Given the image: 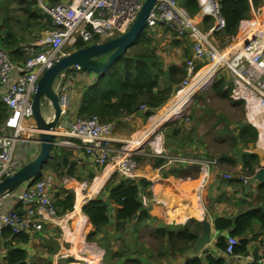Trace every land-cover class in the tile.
<instances>
[{
	"label": "built area",
	"instance_id": "2783aa9c",
	"mask_svg": "<svg viewBox=\"0 0 264 264\" xmlns=\"http://www.w3.org/2000/svg\"><path fill=\"white\" fill-rule=\"evenodd\" d=\"M38 2L50 17L52 25L42 32L40 38L26 47L29 56L18 62L11 59L0 47V86L3 87L0 99L9 109L6 120L0 125V179L12 174L34 157L33 154H29V140L31 136L34 137L32 139L36 138L37 143L39 140L32 116L31 101L41 72L65 54L62 48L66 43L72 45L77 39L89 43L93 36H97L96 42H100L125 31L143 0H38ZM199 3L203 7L204 15L215 17V23L207 29L199 27L198 22L194 21L179 4V0H156L146 20L148 29L164 26L177 37L186 36L190 40L191 54L185 60V75L177 90L185 88L186 91H193V86L200 79L203 84L210 77H215L217 71L222 70L225 71L228 80L225 87L229 89V96L242 100L246 108L258 107L264 112L262 28L264 20L251 23V27L256 22L259 27L248 37L247 33L239 46H219L213 37V30H219L224 23L221 16H218L217 1L205 0L202 3L199 0ZM199 64L200 67L196 68ZM85 72L87 73L78 64H72L62 70L53 83L60 107L59 126L64 121L63 117L68 114L70 83L74 76ZM200 86L201 84L197 87ZM140 108L145 106L142 105ZM28 120H31V123L27 124ZM67 124L70 126L69 134L78 141L76 146L94 165H106L112 154L117 152L113 147L115 140L111 135L112 122L101 121L96 115H74ZM64 142L68 141L54 140L53 145ZM133 153L135 152L117 153L118 157L112 165L117 174L125 177L134 175L137 162ZM151 155L164 158L163 164L168 166L197 164L204 168L218 164L215 157H196L157 149L151 152ZM223 176L230 177L225 173ZM53 189L52 174L46 173L36 180L25 181L1 193L0 234L4 227H9L13 232H26L30 235L41 233L44 236L43 226L46 221L57 216L53 205ZM7 200L21 202L22 209H17L15 205L5 208ZM236 241L235 236H227L224 252L232 254ZM257 262L264 264V254L258 257Z\"/></svg>",
	"mask_w": 264,
	"mask_h": 264
},
{
	"label": "trees",
	"instance_id": "16d2710c",
	"mask_svg": "<svg viewBox=\"0 0 264 264\" xmlns=\"http://www.w3.org/2000/svg\"><path fill=\"white\" fill-rule=\"evenodd\" d=\"M18 1L19 3H25L23 9L27 12L24 19V25L26 27L22 26L23 29L20 30L21 34L17 33L13 28V23L9 21L11 18L6 12L10 8V2H13V0H0V4L4 5L3 9L5 11L0 21V47L8 53L11 59L22 62L29 56L26 47L32 43L27 44V42H34L40 38L42 30L49 26L51 19L37 6L36 0ZM216 1L218 4V13L223 19L224 24L219 30H213V37L221 41V46H223L224 41L236 35L241 20L248 18L251 10H257L263 4V0ZM179 4L190 16L198 13L201 8L197 0H179ZM41 17L45 19V23L38 30L40 32L32 34L30 36L31 39L26 38L25 40L24 29L29 28V26H35L37 23L36 19ZM212 19L213 17L204 15L203 22L206 23ZM20 20L18 17L15 18V21ZM148 30L150 29L145 26L141 35L132 44L139 45V51L135 53H128L126 51L124 54L115 58L103 73L97 74L93 79H89L81 84L80 98L77 102L78 105L75 115H96L101 121L112 122L120 117L136 112L143 105L147 107L143 112V117L147 118L153 113L152 109L163 105L168 100L170 94L179 88V83L185 75V62L181 64L171 63L164 66L161 57L151 47L154 38L153 34L148 32ZM97 40L98 37L93 36L91 42H96ZM87 43L81 39H77L68 51L82 47ZM200 65L196 68H199ZM227 84L228 80L225 75L216 74L210 88L220 98L228 99L232 106L237 102H242V100L232 99L229 96V89L225 87ZM8 113L9 109L7 105L0 99V125L6 120ZM176 122L177 120L168 122L169 127L167 126L168 128L163 132L165 140L168 138L177 139V142L170 143L171 145H175L171 149V152H191L197 156L202 155L201 152H198L200 151L199 147L195 145L202 144L203 142L194 139L193 136L190 137V132L194 127L187 128L183 131L182 127ZM237 123L236 132L230 137V141L232 145L237 144L240 146L238 155L244 171L248 174H254L259 161L258 155L244 148H248L254 144L258 131L246 119ZM222 131L233 132L229 126H224ZM185 140H193L191 142H194V147H190L191 151L184 150L186 146ZM166 145L169 146V144L165 143ZM70 155L71 152L66 147L60 144L53 145L50 149L48 159V162H51L50 169L57 177L67 175L80 180V177L74 175V162L69 158ZM137 158L138 156H136ZM215 158L221 163L228 164H234L236 160L232 157L231 153H220ZM163 161L164 158L155 157L153 158L152 164L153 166H158ZM46 166L47 164L43 166L41 172L37 173L28 181L31 182L40 178ZM193 169L191 171V168H187L185 173L192 175L194 172ZM171 171L175 173L179 172L176 169H172ZM93 174L92 172L88 173L83 180L90 181ZM232 179L235 181L241 180L238 177H231L228 181H225L231 182ZM150 184L151 181L146 178L134 179L125 177L117 174L114 170L99 193L81 204L80 210L87 217L91 225L87 235L89 239H93L96 233L105 231L111 219L113 220L112 223L115 226V230L118 232V236L116 237H119L121 241L118 247L113 248L110 244L102 246L104 249L103 261L105 263L116 264L114 261L116 258L122 259V262L133 261L141 264L139 259L128 255L131 250L127 244L126 235H131V237L135 235L138 227L146 223L151 217L148 209L142 203V195L150 198L152 194L149 188ZM104 192H106L105 196H103ZM262 194L264 195V189ZM74 199L75 193L73 189L64 186L57 187L53 192V205L55 206L56 215L62 216L72 211L75 204ZM131 223L132 232H126L130 229L129 226ZM254 224H258L261 228H264V204L261 206H252L233 217H216L214 219L215 229L226 232L224 234L220 233L216 237V246L224 252L226 247L225 237L235 236L237 241L233 246L232 254L245 255L247 252L246 245L248 243L245 234L252 229ZM199 229L200 222L194 219L184 224L165 225L156 228V230L154 229L153 235L155 238L160 239L163 244L162 247L155 250V261L158 262L159 257L166 253L170 255L182 254L195 244ZM34 234L36 235V233ZM34 234L13 232L9 227H4L0 234V244L4 250L2 264H52L51 259H35L33 255L29 254L26 245H28L31 236ZM45 238L47 239V237ZM42 243L45 248V253L48 255L57 251V247H50L48 241L43 240ZM151 255L153 256L154 254ZM72 260L69 256H62L59 258L58 264H67ZM203 261H206V264H225L222 257H214L211 253H206L203 258L198 256L187 258L183 264H203Z\"/></svg>",
	"mask_w": 264,
	"mask_h": 264
},
{
	"label": "crops",
	"instance_id": "0c3cea01",
	"mask_svg": "<svg viewBox=\"0 0 264 264\" xmlns=\"http://www.w3.org/2000/svg\"><path fill=\"white\" fill-rule=\"evenodd\" d=\"M197 2L199 3V0H197ZM250 14H254L255 16L258 14L260 19L264 20V0H263V4L257 10L252 9ZM203 17L204 14L203 13L200 14L199 12L195 14L194 19H196L197 20L196 22H198V21H202ZM246 19L241 20V24ZM155 29H156L155 39H154L155 53L161 57L164 66H167L171 63L178 64L181 60H184L185 58L184 53L191 52V44L188 37L186 36L177 37L176 35H173L174 34L173 32H171L169 29L165 28L164 26H157ZM171 33L173 34L171 35ZM26 38H28V34H25L24 39L26 40ZM28 43L31 44L33 43V41L27 42V44ZM95 76L96 74L90 72L80 73L74 76L73 80L70 83V89H69L70 105H69L68 114L65 117H63L64 121L62 125L58 127L57 136H56L59 138L58 139L55 138V140L57 141H59L60 139L64 140L65 137L63 136L69 134L68 132L69 128L66 120L71 119L76 114L77 105H78L77 102L79 101L80 92H81L80 86L87 80L93 79ZM2 90L3 87L0 86V92ZM168 102L169 101H166L163 105L152 109L153 113L149 115L147 118L143 117V112L147 109V107H145V108H139L136 112L130 113L126 116L120 117L119 119L112 121L113 124L112 137L114 138L115 142L117 141L122 142L128 139V137H132V139L135 138L136 140L134 141L131 140L130 143L134 142L133 143L134 145L135 143L141 144L146 139V135L148 133H150V135L155 134L156 125H158V127L160 126L167 127L168 126L167 123L172 121L171 120L172 117H176L180 115V117L182 118V116L187 111V110H182L185 104V100H183L182 102H175V103L174 102L168 103ZM249 109L245 107L244 117L257 129L258 134L254 144L244 149L257 153L259 161L255 169L256 172L258 166L264 164V143H263L264 115H262L261 112L259 115H256V113L254 114L252 110L250 112ZM250 113L251 116L253 115L256 116L257 121L261 122L259 125L255 123V120H253L249 116ZM50 115H51V111L50 113L44 116L47 118ZM28 123H31V120H28L27 124ZM260 125L263 127H261ZM231 127L232 126L230 125V128ZM161 129L162 128L158 129L160 133L156 134L155 139L152 140L150 144L152 145L154 151L155 149L162 150L165 152L170 151L171 149L174 148L175 145L172 144L169 147L167 145L165 146V144L162 143L163 133ZM259 130L261 131L259 132ZM26 133L28 134V132ZM190 133H191L190 137L193 136V138L195 139L194 132L191 131ZM31 137L34 138L33 136ZM32 138L31 140H29L30 143L29 154L30 155L33 154L35 156L38 152L39 143L36 142L35 140L36 138L35 139ZM74 140L75 141L71 142L72 147L67 148V150H70L71 152L69 158L74 162L73 165L75 168L74 175H77L78 177L81 178L78 181H84L85 183H90L91 180L96 176H98L99 173L97 172V170L92 169V166H96V165H94L89 161V159L84 155L82 150L76 146L78 141L76 139ZM172 140H173L172 143H174L175 141L177 142L176 138H173ZM193 140L184 141L186 145L184 147V150L191 151V148L194 147V142H191ZM198 140L201 139L198 138ZM54 145H58V144H54ZM195 146L199 147L200 151L198 152L201 153L206 152L204 151L206 149L204 148L205 146L203 145V143ZM17 148L19 147L17 146ZM150 157L151 158L138 156V158L136 159L135 156L137 167L134 175L130 177L134 179L143 177L151 181L149 188L152 194L150 198H147L144 195H142V203L148 209L151 217L146 221V223L141 224L136 232L144 228L146 229L149 225H154L153 230L154 229L156 230V228L165 225L184 224L185 222L191 219L200 222V229L198 236L201 235V227L203 221H205L209 227V238L206 241L204 239L203 243L200 246H197L195 249L193 248V246H191L190 248L185 250L182 254L177 253L175 255H170L169 253H166L165 255L159 257L160 258L159 261L158 262L155 261V264H183V262L187 259V256L190 253L193 254V255L191 254L193 257L198 256L201 258H203L206 253H211L214 257H218V256L222 257L225 261L224 262L225 264H259L257 262V259L258 257L264 254V228H261L258 224H254L252 229L247 231V233L245 234V237L248 239V243L246 245L247 252L245 255L227 254L221 251L216 246V237L220 233L222 234L226 233L215 229L214 219L216 217H220V216L233 217L251 208L252 206H261L264 204V195L262 194V191L264 189V182H261L255 178V172L254 174H248L246 171H244V169L240 164L238 154L232 155V157L236 159L235 169L225 168L224 166L226 163H221L219 162V160L216 166L211 165L204 168H200L197 164H195L197 166L193 164H175L168 166L162 163L161 165L153 166L152 163H153V158H155V156L151 155ZM50 165L51 162H48L44 171L55 175V173L51 171ZM112 165H113L112 163H109V167H111ZM195 167L197 168L195 169ZM187 168H191V171L194 168L193 169L194 172L192 175H188L187 173H185ZM172 169L179 170V172L177 173L172 172L171 171ZM90 172L94 173L90 181L83 180V178ZM224 173L229 174L230 177H224L223 176ZM107 174L103 178L99 186L96 188L93 195H91V193L89 192V190L92 188L93 185L92 182L89 184L88 191L85 193V195L83 193L80 194L81 203H79L78 205L80 213H82L80 210L81 204L85 200L94 197L99 193L101 188H103L105 182L109 179L112 172H110L109 170V173ZM231 177H238L241 178V180L239 179V181H235L232 179L231 182H226ZM55 178L58 179L57 175H55ZM60 178L63 179L66 178L68 182L72 180H76L77 182V179L72 176L63 175L60 176ZM54 190H56V186H54ZM105 195L106 192H104L103 196ZM76 197H77V191L75 194L74 203ZM82 197L84 198L82 199ZM79 199L80 198H78V200ZM14 205L19 210L22 209L21 202L17 200L15 201L7 200L5 202L4 207L6 208L7 206H14ZM76 205L77 203L74 204V208L76 207ZM67 213H65L64 215L66 216ZM64 215L56 216V217H52L51 219H48L45 224L46 227H50L52 225L53 226L61 225L60 223L65 219L63 217ZM112 221L113 220L111 219L110 224L106 229L107 231L105 232L113 234L114 236H118V232L115 230V226L112 223ZM84 227L91 228V225L87 220V217ZM46 231L47 230L44 229V232ZM39 234L43 236L41 233ZM34 236H31L28 245H26L28 251L29 249L32 248L31 244L37 241V238H35ZM191 250L195 252H190ZM3 252L4 250L1 247L0 264L3 263V258H2ZM29 254L32 255V253ZM44 256H45L44 253L37 254V256H35V259L44 260L43 259ZM203 264H206V261H203Z\"/></svg>",
	"mask_w": 264,
	"mask_h": 264
},
{
	"label": "rangeland",
	"instance_id": "374dc122",
	"mask_svg": "<svg viewBox=\"0 0 264 264\" xmlns=\"http://www.w3.org/2000/svg\"><path fill=\"white\" fill-rule=\"evenodd\" d=\"M37 6H40L38 0ZM200 4V3H199ZM4 5L0 4V21L1 17L4 16L5 11L3 9ZM25 6V3H19L18 0H13V2H10V8L7 9V14L10 16V22L13 23V28L16 30L17 33L21 34L20 30H22V26L26 27L24 25L25 17L27 15V12L23 9ZM21 7V8H19ZM200 14L203 13V7L200 4ZM42 9V8H41ZM43 11V9H42ZM44 12V11H43ZM198 12V13H199ZM194 16H191L194 21H197L194 19ZM205 16H211L213 17L212 20L208 22L198 21V25L202 29H207L210 25L212 26L215 23V17L213 15H205ZM18 17L21 19L20 21H15V18ZM37 23L35 26H29V28L24 29V34H28V38L35 33H39L38 31L41 26H44L45 19L43 17L36 19ZM262 21L260 19L259 15L256 16L254 14H250L248 19L241 24V27L238 29V32L233 38L228 39L227 41H224L223 46L228 45H236L239 46L241 44L242 38L244 36L247 37L250 36L255 32V30L259 27L258 23L256 22L252 27L250 26L251 23L255 21ZM52 25V22H50L49 26L45 28L44 30L48 29ZM262 28L264 29V24H262ZM43 29V28H42ZM42 30V31H44ZM155 30L156 29H150L148 32L153 34V38L155 39ZM30 31H32L30 33ZM172 32V31H171ZM173 33H171L172 35ZM42 35V33H41ZM174 35V34H173ZM31 39V37H30ZM219 46H221V41L219 39H215ZM71 44L66 43L64 47L62 48V51L67 53L69 52L68 49L70 48ZM151 47L154 49V42L151 44ZM139 51V45H132L127 49L128 53H135ZM191 52L184 53V60H181L178 64H181L182 62H185V60L190 56ZM175 55V53H174ZM217 74H222L226 76L225 71L219 70L217 71ZM214 76L209 79H207L206 82L203 84L201 83L202 80L200 79L194 86L193 91L185 90L182 94H176L173 92L170 94L167 101L168 103L172 102H182L185 100V104L182 110H187L186 113L182 116V118L179 116L172 117L171 120L175 121L177 120V124L182 127V130L185 131L187 128H193L191 131L195 134V139L200 138L203 142L204 148L206 149V154L202 153V156L205 157H215L216 155H220V153H231L238 154L240 146L237 144L232 145L230 137L236 132L237 129V122H240L245 119V104L244 102H237L235 105H231L228 99L220 98L215 94V92L210 88L211 83L213 81ZM199 84H201L200 87H197ZM197 87V88H196ZM181 96V97H180ZM180 97V98H179ZM179 98V99H178ZM233 99V98H232ZM239 100V99H236ZM40 110L43 115H46L50 113L51 108L48 102L45 98H41L40 100ZM183 112V111H182ZM181 112V113H182ZM262 115H264V112L261 111ZM232 126L231 129L233 132L228 131H222L224 126ZM158 125L155 126V134L148 133L146 135V139L141 143H135V146L133 143H130L131 140H135V138L132 139V137H128L125 141L122 142H115L113 143V147L117 150V152H114L112 154V157L109 159L108 163L104 166H92L93 170H97L99 173L98 176L101 175L103 170L109 163L114 164L115 159H117L118 155L117 153H123V152H135L133 153L134 156H142L145 158H151V152H154L152 145L150 144L152 140L155 139L156 134L160 133L158 129L162 128V133L167 129L168 127H163ZM113 131V130H112ZM31 134V133H30ZM26 135V133H25ZM112 135V133H111ZM162 135V134H161ZM36 137V134H34ZM64 142L60 145L71 148L72 141H75L76 139L74 136L70 134H66ZM59 137H56L58 139ZM173 138H168L165 140V138H162V143H167L169 146L172 143ZM63 140V139H60ZM198 141V142H199ZM130 145H129V144ZM182 143V142H181ZM137 146V147H136ZM142 147V149H141ZM141 149V150H139ZM166 152H171L166 151ZM185 154L196 156L195 154H192L191 152H185ZM205 154V155H203ZM212 155V156H208ZM201 156V155H198ZM89 166V165H87ZM227 166V167H226ZM236 163L234 164H225V168L227 169H235ZM114 166H111L110 172H114ZM43 170L42 174H46L49 172H46ZM52 174V173H51ZM53 177V185L57 187L59 186H65L67 188H71L74 190L75 194L77 191V197L75 200V203H77L76 206L81 203V197L80 194L85 193L88 191L89 184L94 181V178L91 180L90 183H85L84 181H78L72 180L68 182L66 178H55V175L52 174ZM97 177V176H96ZM102 182V181H101ZM54 190V189H53ZM91 195L94 194V192H91L89 190ZM78 198H80L78 200ZM84 197H82L83 199ZM77 201V202H76ZM75 209V208H74ZM73 209V210H74ZM72 210V211H73ZM73 213V214H72ZM79 213L75 212H69L64 215L65 218L64 221H62L59 226H50L46 227L44 226V229L47 230L44 232V236L47 237V239L44 236H41L39 233H36L34 236L37 238V241L33 242L31 245V249H29V253H32L33 257L37 256V254H45L44 260L51 259L52 264H58V260L60 257H71L73 260L69 263H75V264H107L103 261V254L104 249L102 246H105V244H110L111 247L116 248L121 244L120 238L114 236L113 234H110L108 232L102 231L98 232L94 235L93 239H89L87 237L88 231L90 227L85 228L84 225L79 227L77 226V217ZM62 217V218H63ZM76 220V221H75ZM132 225V223H131ZM131 225L129 226L130 229H128L126 232H132ZM77 226V227H76ZM153 226L149 225L146 229H142L138 231L135 235H126L127 238V244L130 247V252L128 255L130 257L137 258L141 261V264H155V248L156 250L162 247V241L158 238L155 239V236L153 235ZM77 228V229H76ZM43 240L48 241V244L50 247L54 248L57 247V251L51 255H48L45 253V248L43 247ZM81 244V245H79ZM83 244V245H82ZM1 248V244H0ZM44 251V252H43ZM96 251L95 253H93ZM151 254H154L153 256ZM42 260V259H41ZM116 264H137L133 261H125L122 262V259H114ZM67 263V264H69Z\"/></svg>",
	"mask_w": 264,
	"mask_h": 264
},
{
	"label": "water",
	"instance_id": "95a60500",
	"mask_svg": "<svg viewBox=\"0 0 264 264\" xmlns=\"http://www.w3.org/2000/svg\"><path fill=\"white\" fill-rule=\"evenodd\" d=\"M156 0H143L135 17L128 28L120 34L100 42H90L61 55L50 67L44 69L36 82V89L31 101L32 116L38 131L39 148L37 154L22 164L12 174L0 179V194L33 178L48 163L50 149L57 136L60 121L58 96L53 83L58 74L72 64H78L84 71L101 74L109 64L135 42L146 26V20ZM220 16V14H218ZM247 43V42H246ZM45 98L51 108V115L45 117L40 110V100ZM68 122V120H66ZM70 129V126L68 125ZM255 178L264 182V164L259 165ZM209 238V227L202 222L201 235L198 236L193 248L200 246L204 239ZM195 252V251H190ZM190 253L187 258L191 257ZM193 257V256H192Z\"/></svg>",
	"mask_w": 264,
	"mask_h": 264
},
{
	"label": "bare ground",
	"instance_id": "6f19581e",
	"mask_svg": "<svg viewBox=\"0 0 264 264\" xmlns=\"http://www.w3.org/2000/svg\"><path fill=\"white\" fill-rule=\"evenodd\" d=\"M201 2L202 3H204L205 2V0H201ZM209 5V2L207 3V6ZM259 26V25H258ZM192 82H194V81H192ZM186 89L185 88H182V89H179V90H177L176 91V94H183L184 93V91H185ZM187 94H188V91H187ZM183 105V104H182ZM178 106V105H177ZM179 108V107H178ZM174 109H176V108H174ZM249 109V108H248ZM251 110L253 111V113L255 114L256 113V115H259L260 114V112H261V110L258 108V107H252V108H250L249 109V111L251 112ZM175 111V110H174ZM248 114V113H247ZM249 116L253 119V120H255V123H257L258 125L261 123L260 121H257V119H256V116L255 115H253V116H251V113L249 114ZM252 123H253V121H252ZM262 123H263V121H262ZM261 126V125H260ZM261 127H263V126H261ZM264 129V128H263ZM261 130H259V132H260ZM263 131V130H262ZM262 133V132H261ZM262 135V134H261ZM263 136V135H262ZM259 138V137H258ZM261 138V137H260ZM262 139H263V137H262ZM136 140V139H135ZM139 140V139H138ZM137 142V141H136ZM258 142V141H257ZM261 142V141H260ZM134 143V142H133ZM264 143V142H263ZM139 144V143H138ZM260 144V143H259ZM258 144V145H259ZM135 146V145H134ZM137 147V146H136ZM110 168L111 167H109V165H107L106 167H105V169L103 170V172L101 173V175L100 176H97V177H95L94 178V181H93V185H92V188L90 189L91 191H93V192H95V190H96V188L99 186V184L101 183V181L103 180V178L106 176V174L107 173H109V170H110ZM108 175V174H107ZM89 194V193H88ZM72 212H75V213H79L78 214V217H77V226H78V228L79 227H81V226H83L84 224H85V222H86V217H85V215H83L82 213H80L79 212V207L78 206H76L75 207V209L72 211ZM73 214V213H72ZM76 221V220H75ZM76 226V227H77ZM77 229V228H76ZM79 245H81V244H79ZM83 245V244H82ZM96 252V251H95ZM94 253V252H93ZM96 254V253H95ZM69 264H75V263H69Z\"/></svg>",
	"mask_w": 264,
	"mask_h": 264
}]
</instances>
